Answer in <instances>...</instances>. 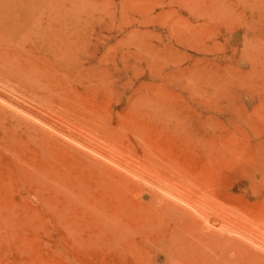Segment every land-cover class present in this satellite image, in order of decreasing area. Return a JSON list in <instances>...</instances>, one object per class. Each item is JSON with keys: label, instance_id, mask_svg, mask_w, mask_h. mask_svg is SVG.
Wrapping results in <instances>:
<instances>
[{"label": "rangeland", "instance_id": "rangeland-1", "mask_svg": "<svg viewBox=\"0 0 264 264\" xmlns=\"http://www.w3.org/2000/svg\"><path fill=\"white\" fill-rule=\"evenodd\" d=\"M171 1L0 0V264L264 255V0H215L208 18ZM81 151L141 202L126 237L97 230L137 210L84 184ZM163 200L198 217L176 252Z\"/></svg>", "mask_w": 264, "mask_h": 264}, {"label": "bare ground", "instance_id": "bare-ground-1", "mask_svg": "<svg viewBox=\"0 0 264 264\" xmlns=\"http://www.w3.org/2000/svg\"><path fill=\"white\" fill-rule=\"evenodd\" d=\"M178 0H172L171 2H176ZM188 1H194L196 4H198V8L196 9L197 17H204L208 18L209 12L213 9H210L212 6L214 7V10H217L218 3L215 2V0H183V2ZM197 1V2H196ZM161 2V1H160ZM181 2V1H180ZM200 2L203 3V8H201ZM205 2V3H204ZM129 3V2H128ZM177 3V2H176ZM181 4H183L181 2ZM161 5V4H160ZM185 6H187L185 4ZM125 7V6H124ZM161 7V6H160ZM208 9H207V8ZM171 9V8H170ZM172 10V9H171ZM136 13V12H135ZM150 13V12H149ZM209 13V14H208ZM190 14V13H189ZM138 15V14H137ZM174 15V14H173ZM208 16V17H207ZM137 21V20H136ZM159 27V26H158ZM168 31V30H167ZM7 123V122H6ZM21 123V122H20ZM31 132V131H30ZM33 133V132H32ZM49 133V131H48ZM47 133V134H48ZM22 135V134H21ZM50 137V136H49ZM10 140V138H8ZM46 139V138H45ZM19 141V140H18ZM49 141V140H48ZM45 142V141H44ZM16 144V143H14ZM18 144V143H17ZM16 144V145H17ZM54 144V143H53ZM5 145V144H4ZM13 145V144H12ZM15 145V146H16ZM58 145V144H57ZM60 145V143H59ZM63 145V144H62ZM19 146V145H18ZM22 146V145H20ZM10 147V145H9ZM8 147V148H9ZM14 147V146H13ZM17 147V146H16ZM23 147V146H22ZM1 148V147H0ZM6 149V147H4ZM11 149V147H10ZM20 149L21 148H17ZM19 151V150H17ZM16 151V152H17ZM26 151V150H25ZM24 151V152H25ZM82 152V151H81ZM19 154V152H17ZM73 153V152H72ZM2 154V152H0ZM14 154V153H13ZM22 154V153H21ZM20 154V155H21ZM25 154V153H24ZM75 160H77L80 165L82 166L81 169H84L85 172L80 175L81 180H83L84 184L87 185L89 188L96 189L99 191L101 195V199L107 202V205L109 204L111 207L116 208H125V209H134L137 210L135 215H132V212H127L128 214L123 217L124 213H119L115 210V212L110 213L111 218L112 216H118L115 220L116 222L111 223L107 220H103V222L100 224L99 229L100 231H103L105 234H107V238L110 241V238L119 237L122 235V237H126V233L129 231V229L133 228L130 226L131 224L134 225L135 223H140L142 218L144 219V215L146 213L144 212L143 208H141V202L138 201L135 203L132 202L127 197L122 196L120 193L117 192L118 187L121 185V181L123 177L121 175H117L114 173V169L112 167H109L108 165L104 164L101 161H95L89 154L80 153L78 152V155H75ZM11 158V157H10ZM6 162H8L6 160ZM11 164V163H10ZM9 164V165H10ZM8 166V165H7ZM6 169V168H5ZM3 169H0V171ZM1 174H5L0 172ZM23 177V176H22ZM1 178V177H0ZM3 180V179H2ZM1 180V181H2ZM105 181L106 183H104ZM1 184V183H0ZM103 184L106 185V191L102 190ZM109 184V185H108ZM6 185V184H5ZM104 185V186H105ZM3 186V184H2ZM2 188V187H1ZM4 190V189H3ZM7 193V192H6ZM3 194V193H2ZM1 194V196H3ZM9 195V193L7 194ZM10 196V195H9ZM4 198H6L4 196ZM9 199V198H8ZM7 200V199H6ZM2 201V200H1ZM4 201V199H3ZM10 201H12L10 199ZM9 201V202H10ZM144 201V200H142ZM8 202V201H5ZM22 202V201H21ZM19 202V203H21ZM1 206V205H0ZM11 206V205H9ZM166 215V220L164 222L165 224V230H168V244L170 245L171 249L176 252V248L183 243L182 241H185L184 236L190 231H193L197 228V215L193 212H191L186 207L181 206L180 204L174 202V201H168L163 200L162 203L158 206ZM151 208V207H150ZM135 210V211H136ZM150 210V209H149ZM17 211V210H16ZM15 212V211H14ZM130 213V214H129ZM9 214V213H8ZM122 214V215H120ZM18 216V215H17ZM146 217V216H145ZM157 217V216H156ZM164 217V216H163ZM154 219V218H153ZM136 221V222H135ZM144 221V220H143ZM145 222V221H144ZM150 222V221H148ZM149 226V225H148ZM139 230V229H138ZM164 231V229H163ZM142 233V232H141ZM147 233V232H146ZM150 233V232H149ZM166 233V232H165ZM202 235L209 239H218L216 237L217 233H215L213 230H204L201 232ZM137 234V233H136ZM139 234V233H138ZM151 234V233H150ZM160 234V233H159ZM158 234V235H159ZM141 235V234H140ZM148 235V234H147ZM153 235V234H152ZM146 236V235H145ZM151 236V235H150ZM147 237V236H146ZM166 237V236H165ZM150 238V237H149ZM156 238V237H155ZM158 238V237H157ZM127 239V238H126ZM129 239V238H128ZM141 239V238H139ZM154 239V237H153ZM183 239V240H182ZM134 242L133 239H130V242ZM147 241V240H146ZM156 241V240H155ZM142 242V241H141ZM136 243V242H135ZM144 244V243H143ZM149 244V242H148ZM150 245V244H149ZM155 245V244H154ZM133 246V245H132ZM143 246V245H142ZM182 247V246H181ZM133 248V247H132ZM143 248V247H142ZM135 249V248H134ZM152 250V249H150ZM153 251V250H152ZM136 253V252H135ZM148 253V252H147ZM161 254V253H160ZM163 254V253H162ZM246 259L249 260L250 264H264V255L260 253H245ZM159 255V254H158ZM164 257V255H163ZM166 258V257H165Z\"/></svg>", "mask_w": 264, "mask_h": 264}]
</instances>
